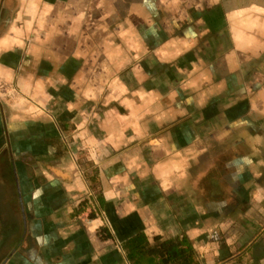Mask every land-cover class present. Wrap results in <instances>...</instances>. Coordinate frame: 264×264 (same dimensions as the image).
I'll list each match as a JSON object with an SVG mask.
<instances>
[{
    "label": "crops",
    "instance_id": "1",
    "mask_svg": "<svg viewBox=\"0 0 264 264\" xmlns=\"http://www.w3.org/2000/svg\"><path fill=\"white\" fill-rule=\"evenodd\" d=\"M253 6L0 0V93L32 77L27 104L0 100V264H130L142 232L189 239L163 264H264V32L235 15Z\"/></svg>",
    "mask_w": 264,
    "mask_h": 264
},
{
    "label": "clouds",
    "instance_id": "2",
    "mask_svg": "<svg viewBox=\"0 0 264 264\" xmlns=\"http://www.w3.org/2000/svg\"><path fill=\"white\" fill-rule=\"evenodd\" d=\"M37 4L35 2L29 4V15H31L33 17V20H36V16H35V10H36ZM45 10L43 12V14L40 16L39 20L37 21L38 23V27L39 30L42 31L44 28V17L48 15L49 12H51L52 8L49 5H45ZM235 15L237 17H241L243 18L241 23L243 27L248 28L249 30H256L259 29L261 32H264V20H261V16L264 15V9L262 8H258L253 6L252 8L249 9H245L243 11H239L237 13H235ZM16 23L17 21H13L12 26H11V31L15 32L17 34V36H24L25 35V31L21 30V29H17L16 27ZM32 22H28L26 24V32H32ZM51 35V33H49V36ZM36 40L37 42H39V31L36 32ZM15 44H17L19 47L23 48V40L18 39L16 41H14ZM256 42L254 40H251L249 42V47H251L253 44H255ZM117 52H119V50L117 49ZM109 60L113 59L112 54H109ZM104 71L107 73L109 72V69L107 67L104 68ZM14 79V73L11 69L8 68H4L3 66H0V80H2L4 83L11 85L12 81ZM80 79H82V76L80 77ZM32 81V77L29 76L27 80L20 78L17 84V87L19 88V92L20 94H17L16 88L13 87H9L6 91V93H0V100L4 99L5 96L10 97L11 98V107L15 108L18 105H24L27 104L29 101L25 98L28 97L29 95V91L32 87L31 84ZM62 83H67V81H61ZM3 85L0 84V87H2ZM109 87L112 89L113 91V95H110L108 97V100H119V96L115 95L116 92H119L120 95H124L125 92L127 91V89L120 84L119 80H113L112 83L109 85ZM35 88L39 93H43L44 91V84L42 81H38L35 85ZM100 92H103V88L99 89ZM85 96L88 97L89 99H96V96L94 95L93 90L90 88L86 93ZM45 100H50L51 97L50 96H45L44 97ZM32 100H36V96L33 95L31 96ZM141 99H143V96H141ZM124 104L128 105V107H131V104L125 100L123 102ZM72 105H69V110H71ZM121 119H125L124 117H121ZM109 139L111 140L112 137H109Z\"/></svg>",
    "mask_w": 264,
    "mask_h": 264
},
{
    "label": "trees",
    "instance_id": "3",
    "mask_svg": "<svg viewBox=\"0 0 264 264\" xmlns=\"http://www.w3.org/2000/svg\"><path fill=\"white\" fill-rule=\"evenodd\" d=\"M123 248L130 264H163L166 260L173 261L176 254L183 253L186 257L191 250L190 241L184 235L175 239L154 236L151 243L143 232L126 239Z\"/></svg>",
    "mask_w": 264,
    "mask_h": 264
}]
</instances>
